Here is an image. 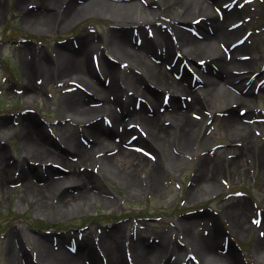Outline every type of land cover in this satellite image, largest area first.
<instances>
[{
	"label": "rangeland",
	"instance_id": "obj_1",
	"mask_svg": "<svg viewBox=\"0 0 264 264\" xmlns=\"http://www.w3.org/2000/svg\"><path fill=\"white\" fill-rule=\"evenodd\" d=\"M120 1L124 3L131 0ZM16 2L0 0V264H11L12 260L24 264L26 259L35 258L47 248L58 250L66 257L79 259L81 245H89L93 241L98 243L99 238H114L112 236L115 234L123 236L122 251L128 260H132L133 250L142 249L147 241L163 240L173 253L176 252L173 254L176 264H201L199 260L209 264L183 238L189 234L186 225L192 228L195 235H202L206 240L214 239L215 251L218 253L234 252L240 258V264H264V258L251 249L254 236H264V169L254 155L244 153L238 136H232L221 125V118L231 112L229 109H234V114L240 116L249 128L251 145L260 147L264 144V0H220L215 5L221 14L225 9H235L240 32L250 35L252 49L245 52L251 61L252 76L245 84L226 85L229 92L225 94L229 97L224 100L222 107H212L210 92L199 91L206 85L204 72H207V67L211 68L204 62V54H194L182 81L196 90L198 104L202 108L200 116H197L201 118L204 115V119H199L203 127L192 129L189 133L186 149L180 150L174 145L173 157L151 155L144 151L141 143L133 144L126 138L127 148L139 150L148 159L136 175L140 185L138 181L137 187L129 190L115 174H108L90 165L88 167H93V172L89 173L95 175L97 184H92L83 197L92 198H69L67 204H73L68 208L66 203L59 205L51 200L50 195L43 201L28 194L18 168L4 172L6 163L21 162L25 169L28 163L34 165L37 171L32 170L34 177L29 179L36 185L43 184L50 177L61 178L71 172L57 161L42 162L38 160L39 157H30L24 152L19 135L24 123L28 124L31 132L41 137L46 147L71 161L75 170L88 172L85 164L77 162V156L62 153L59 149V146L70 145L69 139L81 142L87 140L80 132L81 126H77L74 119L68 121L58 109L60 98L72 90L73 85L64 84L63 78L55 75L45 76L36 67L31 81L41 87L43 98L30 97L26 93L25 66H32L33 60L43 63L47 55L54 56L58 51H70L73 45H78L76 38L82 34L102 36L113 28H119V24L131 27L135 35L133 41L135 37L140 41L144 38L158 39L168 18L162 14L142 12L140 8L156 6L151 0H138L131 4L133 11L130 16L141 22L120 23L110 17V12L108 15L98 9L104 8L98 5L74 18L64 28L49 30L27 24L17 10ZM31 5L28 4V7ZM182 28L201 38L211 32L208 29L206 34H199L198 28L190 23L184 24ZM157 51L160 52V49ZM181 53L178 51V54ZM94 54L99 55V52L96 50ZM99 58L102 63L95 64L96 71L102 73L98 83L106 85L110 78L105 77L104 66L108 70L123 67L122 58L111 50L104 51V56L101 54ZM200 62L204 66H200ZM175 70L171 76L181 80ZM144 75L134 70L133 73L121 74L118 82L123 87H126V83H132L142 89L146 79ZM165 92V89H161L160 98L164 97ZM205 98L210 107L204 106ZM237 148L242 150L241 161L219 173L215 185H202L196 174L198 161L203 157L211 160L219 153L229 157L233 155L232 150ZM156 161L159 165L156 186L151 188L146 184L147 177ZM49 164L50 168L45 169V165ZM96 164L100 166V161ZM111 164L108 166L112 169ZM38 171L44 175L35 177ZM63 188L70 194L79 191L78 188H71V184ZM243 207L246 208L243 210ZM238 209L242 210L246 218L245 222L241 219L244 223L241 225V234L237 233L231 220ZM249 224L251 230L245 231ZM214 230H218L217 236ZM10 248L16 255L13 259L8 252Z\"/></svg>",
	"mask_w": 264,
	"mask_h": 264
},
{
	"label": "bare ground",
	"instance_id": "obj_2",
	"mask_svg": "<svg viewBox=\"0 0 264 264\" xmlns=\"http://www.w3.org/2000/svg\"><path fill=\"white\" fill-rule=\"evenodd\" d=\"M16 1V7L22 19L27 24L43 29L64 28L74 18L98 5L104 7L98 9L106 14L110 12L111 15H108L119 20L120 23L141 22L130 16L133 11L130 6L138 0L124 3L120 0ZM151 1L156 7L140 9L144 13L162 14L168 18L160 38H144L145 40L140 41L135 37L133 41L135 35L131 27L128 24H119V28H113L108 34L102 36L82 34L76 38L78 44L76 47L74 45L72 49L68 47L70 51L66 48L67 51H58L54 56L45 55V62L33 60L32 66L27 64L24 68L27 82L26 93L30 97L43 98L41 87L37 85L38 83L31 81L32 72L36 70V67L39 73L45 76L55 75L63 78L64 84L73 85V89L60 98L58 109L68 118V121L74 119L76 125L81 126L79 130L87 140L81 142L69 139L70 145H65V147L58 145L60 151L77 156V162L87 167L97 166L98 169L108 174H115L129 190L135 189L138 181L140 185V180L136 175L138 170L146 165L148 159L139 150L127 148L126 138L133 144L141 143L146 153L173 157V146L177 145L180 150L181 148L185 150L191 130L203 127L201 120L204 119V115H201V118L197 116L198 114L200 116L202 108L198 104L196 90L182 81L186 77L185 69L193 61L194 54H204V62L212 69L207 67V72L203 74L206 85L204 89H199L205 93L210 92L212 107H222L224 100L229 97L225 94L229 92L226 85L241 82L245 84V81L252 76L251 61L245 52L252 49L250 35L240 32V26L234 15L235 9L228 11L225 9L226 11L221 14L220 9L217 11L215 8L220 0ZM24 2L32 5L28 7V4L25 5ZM186 23L196 26L199 34H206L208 29H211V32H208L204 38L194 36L182 28ZM157 49H160V52ZM96 50L100 56L101 54L104 56V51L111 50L122 58L123 67L118 66V68L108 70L104 66V75L110 78L106 85L98 83L101 81L102 73L96 71L95 64L99 62L101 64L102 60L99 55L94 54ZM178 51L182 53L178 54ZM159 60L160 62H156ZM132 70L145 74L146 79H144L145 84L142 83V89L132 83H126V87L119 84L120 75L133 73ZM174 70L180 74L181 80L171 76ZM220 86H225L226 90L225 87L223 89ZM215 87H218L216 91L213 90ZM161 89L166 90L170 99L165 104H168L167 106H162L164 97L160 98ZM205 99L203 100L204 106L210 107L209 101ZM229 110L231 112L221 118L222 127L232 136H238V139L242 141L244 153L254 155L264 169V144L260 147H253L252 140L249 139L248 126L242 122L240 116L234 114V109ZM19 135L21 145L27 155L37 156L42 162L57 161L71 171L70 174L61 178L50 177L43 184L36 185L32 184L29 178L34 177L31 171H37V167L28 163L26 164L27 171L24 163L23 165L21 162L6 163L4 172L9 171L10 168H18L22 176V184L26 186L28 194L43 201L50 195L51 200H55L59 205L67 204V200L72 197H82L80 200L92 198L83 196L90 190L92 184H97L95 175L89 173L93 172L91 170L93 167H88V172L81 173L75 170L71 161L65 156L46 147L41 137L30 131L27 123H24ZM237 149L232 150L233 155L229 157L219 153L211 160L201 158L196 167V174L201 184L215 185L216 176L219 173L224 172L231 164L240 162L242 150ZM99 161L100 166L96 164ZM110 162H112V169L108 166ZM154 166L146 183L151 188L156 186L159 167L157 161ZM47 168H50V164L45 165V169ZM43 175V172L38 171L35 177ZM89 183L90 186H88ZM69 184L71 188L79 189L77 194L65 192L63 186ZM54 187L58 188L54 189ZM71 204L73 203H68L67 208ZM245 208L243 207V210ZM241 219L246 221L242 210L238 209L231 218L238 234L242 233L241 225L244 224ZM185 229L189 234L183 238L187 240L186 242L192 249L196 250L200 258L207 260V263L240 264V258L234 252L218 253L215 251L214 239L206 240L202 235H197V233L195 235L188 225ZM250 230L249 224L245 231ZM214 233L217 236L218 230H214ZM112 237L114 238L106 240L99 238L98 243L93 241L88 243L89 245H81L79 259L66 257L58 250L47 248L41 250L35 257L36 259L27 256L29 258H25L24 264H176L173 260V254L176 252L173 253V250H170L163 240L147 241L142 249L133 250L132 260H128L122 251L123 236L115 234ZM130 241L133 242V240ZM263 241L264 236H254L251 249L256 255L264 258ZM8 252L11 258L16 257L11 248ZM199 262L203 264L202 260ZM11 264L21 263L12 260Z\"/></svg>",
	"mask_w": 264,
	"mask_h": 264
}]
</instances>
